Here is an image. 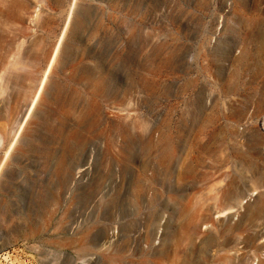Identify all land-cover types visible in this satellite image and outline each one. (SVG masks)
Returning a JSON list of instances; mask_svg holds the SVG:
<instances>
[{"label":"rangeland","instance_id":"obj_1","mask_svg":"<svg viewBox=\"0 0 264 264\" xmlns=\"http://www.w3.org/2000/svg\"><path fill=\"white\" fill-rule=\"evenodd\" d=\"M17 1L23 9L13 45L1 50L0 78L17 44L38 42L40 57L16 93H0V264H176L177 250L194 264L251 262L244 245L235 253L218 240L206 251L199 238L195 247L174 239L175 208L203 199L200 222L224 184L206 175V160L176 192L174 170L178 139H193L187 109L202 83L191 47L211 53L242 41L238 0ZM260 10L249 17L264 21ZM221 109L194 132L203 141L220 134L223 156L231 134ZM238 191L243 206L256 197L245 180Z\"/></svg>","mask_w":264,"mask_h":264},{"label":"bare ground","instance_id":"obj_2","mask_svg":"<svg viewBox=\"0 0 264 264\" xmlns=\"http://www.w3.org/2000/svg\"><path fill=\"white\" fill-rule=\"evenodd\" d=\"M262 8H264V0H238V23L243 26L244 36L238 44L217 45L218 47L216 46L217 48L211 53L206 52L207 48L201 43L191 47L194 53L192 65L197 69L196 72L202 83L187 109L190 121L188 126L192 129L193 139L190 141L189 137L185 146L181 138L178 139V156L174 170L175 186L178 190L176 192H179L183 185L184 174L187 175L188 180H195L198 177V166H202L206 160L210 161L207 168L211 170L206 175L211 177L218 174V182L224 183L215 190L212 198L214 204L208 207L211 215L208 214L200 222L196 216L198 206L203 199L189 203L188 207L176 203L179 208H175L177 212L174 239L184 240L195 247L196 239L199 238L198 247L202 244L206 251L208 249L212 251L214 242L218 240H221L216 243L218 247L222 250H235V253H238L239 245H244L245 248L252 250L251 262L239 258L238 264H253L256 258H258L257 264H264V258L258 256L259 251L264 249V242L259 243V240L264 239V127L260 126L261 122L264 124V21L249 17ZM22 9V3H18L17 0H0V53L6 41L12 42L11 46L13 45L15 33L12 27L20 18ZM23 46L24 42L17 44L11 58H9L10 53L7 56L8 64L3 66L5 83H0L1 94L8 92V89L15 90L16 87L21 86V83L30 78L32 73L30 70L36 66L35 60L40 57L39 43L29 41L22 50ZM59 46L60 43L51 57L48 70ZM229 52L231 54L227 57L226 53ZM181 71L182 55L180 54L176 61V73L180 74ZM44 82L45 78L41 84ZM217 106L222 108L221 118L229 124L231 134V140L226 145L223 156L220 134H216L212 140L203 141L197 140L200 131L194 132L198 125L210 123L211 113ZM192 153H196L197 156L192 157ZM238 179L245 180L248 191L253 195L256 193L254 201L245 206L242 204L246 192L238 191ZM234 208L235 213L227 215L219 222L211 223L208 219L215 214L226 215V212ZM236 214L237 222L233 225L228 224V220L236 217ZM203 225L209 226L210 233L199 236L198 228ZM165 230L166 238L168 233L172 236L169 223L165 226ZM190 255L192 256L190 252L177 250L176 264H194ZM226 259L231 264H235L232 258L226 257Z\"/></svg>","mask_w":264,"mask_h":264}]
</instances>
